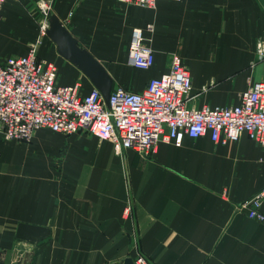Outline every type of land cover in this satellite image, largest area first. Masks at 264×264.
Returning a JSON list of instances; mask_svg holds the SVG:
<instances>
[{
    "label": "crops",
    "instance_id": "0c3cea01",
    "mask_svg": "<svg viewBox=\"0 0 264 264\" xmlns=\"http://www.w3.org/2000/svg\"><path fill=\"white\" fill-rule=\"evenodd\" d=\"M49 3L81 48L114 80L142 91L179 55L192 78L189 106L232 107L264 82V0H7L0 61L38 54L55 62L62 85L93 84L41 34ZM152 26V30H149ZM155 54L151 70L128 65L132 30ZM113 88V89H114ZM264 188V148L246 134L216 144L208 133L160 142L148 158L117 155L110 142L81 132L37 130L31 142L0 132V264H264V223L242 203ZM130 214L126 215V208ZM264 212V203L262 207Z\"/></svg>",
    "mask_w": 264,
    "mask_h": 264
},
{
    "label": "built area",
    "instance_id": "2783aa9c",
    "mask_svg": "<svg viewBox=\"0 0 264 264\" xmlns=\"http://www.w3.org/2000/svg\"><path fill=\"white\" fill-rule=\"evenodd\" d=\"M7 0H0V18ZM152 8L158 0H122ZM182 2L183 0H165ZM40 8L45 15L41 34L49 28V3ZM152 30V26H149ZM40 41L25 56L0 61V132L6 139L31 142L37 130L75 135L88 132L110 142L117 155L134 150L148 158L160 142L180 146L184 137L197 139L211 135L216 144L237 142L243 135L264 148V82L257 81L244 91L232 107L189 106L192 78L182 58L173 54L169 72L152 78L142 91L117 86L106 104L102 93L93 88L82 94L80 83L62 85L58 66L38 54ZM259 60L264 44H258ZM155 54L141 28L132 30L128 65L148 71ZM264 188L241 204L249 219L264 223ZM131 208L127 206L125 214ZM135 264H151L145 256Z\"/></svg>",
    "mask_w": 264,
    "mask_h": 264
},
{
    "label": "water",
    "instance_id": "95a60500",
    "mask_svg": "<svg viewBox=\"0 0 264 264\" xmlns=\"http://www.w3.org/2000/svg\"><path fill=\"white\" fill-rule=\"evenodd\" d=\"M48 24L47 36L55 43L59 55L81 70L109 105L114 80L104 66L88 50L80 47L78 40L57 16H51ZM123 264H135V261L127 258Z\"/></svg>",
    "mask_w": 264,
    "mask_h": 264
},
{
    "label": "rangeland",
    "instance_id": "374dc122",
    "mask_svg": "<svg viewBox=\"0 0 264 264\" xmlns=\"http://www.w3.org/2000/svg\"><path fill=\"white\" fill-rule=\"evenodd\" d=\"M41 28V27H40ZM85 133H87L88 135H90L88 132H85ZM63 135H66V134H63ZM66 136H70V135H66ZM146 258V257H145ZM148 261H149V259L148 258H146Z\"/></svg>",
    "mask_w": 264,
    "mask_h": 264
}]
</instances>
